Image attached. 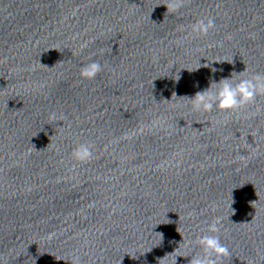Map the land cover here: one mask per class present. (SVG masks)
Returning <instances> with one entry per match:
<instances>
[{"label":"water","instance_id":"95a60500","mask_svg":"<svg viewBox=\"0 0 264 264\" xmlns=\"http://www.w3.org/2000/svg\"><path fill=\"white\" fill-rule=\"evenodd\" d=\"M167 2L0 0V264H188L216 218L223 264H264V96L187 98L264 75V0Z\"/></svg>","mask_w":264,"mask_h":264},{"label":"clouds","instance_id":"9594fccd","mask_svg":"<svg viewBox=\"0 0 264 264\" xmlns=\"http://www.w3.org/2000/svg\"><path fill=\"white\" fill-rule=\"evenodd\" d=\"M185 4L186 0H168L165 4L167 9L166 13L178 12ZM215 27L214 18L199 19L191 26V32L198 36H207ZM101 71L102 65L98 61H91L81 67L80 75L83 79L91 80ZM216 71L222 72L223 69H212L213 73ZM233 73L230 78H221L219 82L210 78L208 88L196 92L195 95L190 98L187 97L191 102L192 110L195 112L210 113L215 107L222 112L239 113L241 109L250 105H255L258 96H264V75L254 74L249 78L233 80ZM179 79L180 77L178 76L175 80L178 82ZM195 86H198V82ZM48 119L56 121L59 117L56 112H51ZM92 148L93 146L89 143L78 144L71 153L73 160L81 164L90 162L93 159ZM233 202L232 200V203ZM251 204H254V202H251ZM234 214L235 210L232 209V215ZM168 223H171V221L168 220ZM220 225V219L216 218L207 229L211 234L202 235L197 238L195 243L199 247L200 252L190 256L191 259L188 264H223L224 260L231 256L229 248L222 244L219 235H216L220 232ZM159 234L162 240L163 234ZM177 257L179 256L174 257L173 264H176ZM132 258L135 259L137 257L132 256ZM70 264H81L80 257L73 254Z\"/></svg>","mask_w":264,"mask_h":264}]
</instances>
